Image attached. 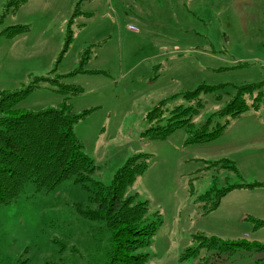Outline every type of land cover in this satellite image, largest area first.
Wrapping results in <instances>:
<instances>
[{"label":"rangeland","instance_id":"rangeland-1","mask_svg":"<svg viewBox=\"0 0 264 264\" xmlns=\"http://www.w3.org/2000/svg\"><path fill=\"white\" fill-rule=\"evenodd\" d=\"M13 1L0 0V99L41 78L42 87L18 108L37 113L67 104L75 114L91 111L73 131L98 167L93 180L106 186L128 159L151 155L147 173L125 194L148 202L149 217L162 220L152 245L140 250L147 264L264 259L256 251L202 249L182 260L204 236L264 244V226L252 221L264 220V96L259 109L221 119L229 125L212 141L186 144V129L166 140L144 136L151 128L146 116L162 101L167 119L175 108L195 105L187 92L219 87L201 93L198 128L236 87L264 83V0H28L18 9L8 6ZM16 26L27 32L10 34ZM66 85L82 92L61 93ZM257 96L258 90L251 101ZM224 159L239 174L217 164ZM238 183L263 187L236 189L205 214L200 196ZM90 197L74 178L53 190L28 183L17 202L0 208V264H105L111 234L81 214L96 209Z\"/></svg>","mask_w":264,"mask_h":264},{"label":"trees","instance_id":"trees-1","mask_svg":"<svg viewBox=\"0 0 264 264\" xmlns=\"http://www.w3.org/2000/svg\"><path fill=\"white\" fill-rule=\"evenodd\" d=\"M28 0H14L9 7L18 9ZM24 26L10 27L9 33L23 34ZM67 40L65 51L70 44ZM78 73H86V71ZM95 73V72H93ZM36 82L14 93H3L0 99V208L11 205L19 199L26 185L34 183L36 189L53 190L62 182L74 178L75 183L82 185L92 197L91 203L96 209L82 210L81 214L88 220L105 223L111 234L110 250L105 264H147L149 255L140 253L152 245V240L162 225L160 214L158 219L149 217L148 202H136V196L125 198V194L136 181L144 176L149 169L151 155H135L127 160L114 176L112 184L106 186L93 180L92 175L98 167L83 150V146L74 134V126L88 115L75 114L67 104L58 109L42 112H30L18 105L40 86ZM264 83L236 87L233 98L219 111L212 114L200 127L193 120L205 108L200 99L201 93L215 92L219 87L201 86L184 97L195 103L193 107H177L165 119L166 101L148 113L147 121L151 124L144 136L149 140H166L180 129H186L189 137L186 144H202L218 138L229 125V121L221 123V119H235L250 109H259L264 96ZM82 92L73 86H63L61 93L68 90ZM258 90V96L251 101V95ZM250 94L248 100L246 95ZM249 100L251 101L249 103ZM66 105V106H65ZM217 118V120H214ZM166 120L164 126L160 122ZM222 168L238 173V169L230 160L218 162ZM263 187L261 184L238 183L219 189L213 186L198 198L205 209V214L217 210L223 198L236 189H254ZM256 228L264 226V220L252 218ZM202 249L215 250L220 254H235L239 250L264 253V244L249 242L247 239L224 241L217 237H203L198 248H190L182 255V260L196 257ZM212 257H214L212 255ZM23 264V263H22ZM256 264H264V259Z\"/></svg>","mask_w":264,"mask_h":264}]
</instances>
